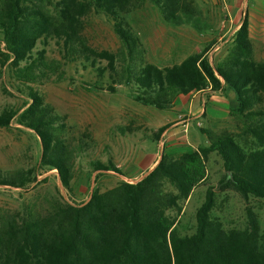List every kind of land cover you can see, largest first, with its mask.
Here are the masks:
<instances>
[{
  "label": "trees",
  "instance_id": "obj_1",
  "mask_svg": "<svg viewBox=\"0 0 264 264\" xmlns=\"http://www.w3.org/2000/svg\"><path fill=\"white\" fill-rule=\"evenodd\" d=\"M39 1L37 5L31 0H0V76L6 71L10 86L26 91L22 110L1 111L0 128L14 122L32 132L39 145L36 166L0 173V187L24 192L39 183V173L54 171L61 187L68 195L72 192L74 152L61 138L64 125L28 86L49 69L43 50L35 51L31 58L35 42L45 38L57 39L66 57L79 55L90 67L96 59L106 62L111 83L103 86L97 81L89 91L114 93L111 84L118 79L133 102L158 111L169 109L176 97L195 92L222 95L228 115L239 121L253 146L245 152L227 135L199 130L205 145L174 157L161 154L155 167L136 183L120 181L101 193L95 189L84 203L68 204L55 195L39 206L21 205L15 212L0 210V264H264V229L248 206L251 199H264V110L260 108L264 61L252 60L246 16L221 61L209 62L199 53L158 69L141 63L139 38L122 15L148 3L164 25H185L197 34L209 31L190 0ZM89 13L102 15L111 23L120 45L118 71L114 56L93 52L79 37L82 18ZM95 72L99 79L104 69L95 68ZM164 130L158 129L155 139ZM211 153L221 159L224 170L218 181L220 190L236 192L245 205L243 224L226 228L212 216L216 195L209 188L195 211L192 233L182 234L178 202L204 181V163ZM89 166L97 175L112 172L123 177L111 163L92 162ZM87 179L85 176L84 182ZM44 182L46 178L40 181ZM165 185L174 192H165ZM172 210L173 216L168 214Z\"/></svg>",
  "mask_w": 264,
  "mask_h": 264
},
{
  "label": "rangeland",
  "instance_id": "obj_2",
  "mask_svg": "<svg viewBox=\"0 0 264 264\" xmlns=\"http://www.w3.org/2000/svg\"><path fill=\"white\" fill-rule=\"evenodd\" d=\"M190 1L198 17L210 26L209 31L197 34L185 25H164L156 10L148 3L122 15L124 22L139 38L142 64L164 69L179 64L187 56L199 53L209 62H219L225 58L233 38L232 31L243 15L249 25L252 60L264 61V0H253L258 5L255 7L249 0ZM31 2L38 5L41 1ZM43 5L49 8L46 3ZM82 22L79 37L86 48L97 54L105 52L114 56V66L118 71L121 65L120 45L112 33L111 23L102 15L93 13L84 16ZM214 48L216 50L213 51ZM39 50H43V59L49 69L28 86L64 125L61 138L74 152L70 166L72 192L68 195L61 187L54 171H42L37 177L39 183L24 192L0 187V210L15 212L21 205L39 206L42 201L55 195L68 204L84 203L95 189L101 193L120 181L136 183L155 167L161 154L174 157L205 145V138L199 130L217 136L227 135L245 152L253 146L239 121L229 116L227 109L220 105V94L210 93L203 97L208 111L200 115L177 112L175 108L178 97L171 102L169 109L158 111L133 102L118 79L111 84L114 93L105 90L89 91V87L97 81L103 86L111 83L105 61L96 59V64L90 67L79 55L66 57L62 52V43L55 38L37 40L31 50V58ZM78 51H81L80 48ZM95 68L104 69L102 78L97 79ZM11 82L4 71L3 76H0V113L3 110L23 109L26 91L15 84L10 86ZM208 97H213L217 102H209ZM179 99L186 98L180 96ZM211 104L216 106V110L209 108ZM194 106L196 109L197 105ZM260 108L264 110V99ZM160 128L165 130L155 139V133ZM38 158L39 145L32 132L18 127L14 122L6 129L0 128L1 174L33 168ZM92 162L102 165L111 163L123 177L112 172L97 175L90 170L89 164ZM204 170V181L190 192L187 199L178 202L180 213L177 218L182 234L192 233L195 211L209 188L216 195L212 216L218 218L226 228L241 227L244 219L243 201L236 192L220 190L218 186L219 179L224 175L221 159L214 153L208 154ZM85 176L88 178L86 182ZM43 178H46V182L40 183ZM164 191L174 192L168 185H165ZM248 206L256 214L260 229L263 230L264 199H251ZM168 214L173 216L175 211Z\"/></svg>",
  "mask_w": 264,
  "mask_h": 264
},
{
  "label": "crops",
  "instance_id": "obj_3",
  "mask_svg": "<svg viewBox=\"0 0 264 264\" xmlns=\"http://www.w3.org/2000/svg\"><path fill=\"white\" fill-rule=\"evenodd\" d=\"M244 1H246V0H244ZM248 2H250V4H253V7L258 6L256 3L254 4L253 0H249ZM244 9H245V5H243V10ZM240 22H241V20H240ZM247 23H248V21H247ZM239 24H237L236 28L232 31L233 34L237 30ZM248 39H249V25H248ZM207 94H210V92H195V93H192L190 95L184 96L186 98L184 100L183 99H179V97H180L179 96L178 100H177V102H178L177 104L178 105L176 106L175 110L177 112L186 113L187 115L188 114L194 115V113H196V115L207 113L208 105H205L204 101H203V99H204L203 97H205V95H207ZM214 94H218V93H214ZM207 99L211 103L217 102V100H214L213 97H208ZM218 100H219L220 105L221 106L223 105L222 107H225L227 109V101H226V99L223 98V96H221ZM195 104L197 105L196 109H195V106H194ZM215 107L216 106H214V104H211V106L209 108L211 110H216Z\"/></svg>",
  "mask_w": 264,
  "mask_h": 264
},
{
  "label": "built area",
  "instance_id": "obj_4",
  "mask_svg": "<svg viewBox=\"0 0 264 264\" xmlns=\"http://www.w3.org/2000/svg\"><path fill=\"white\" fill-rule=\"evenodd\" d=\"M216 48H217V47H216ZM216 48H214V49H213V51H214V50H216ZM195 125H196V126H199V124H198V123H196Z\"/></svg>",
  "mask_w": 264,
  "mask_h": 264
}]
</instances>
